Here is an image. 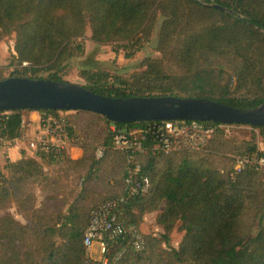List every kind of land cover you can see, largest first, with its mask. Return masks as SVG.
<instances>
[{"label":"trees","instance_id":"trees-1","mask_svg":"<svg viewBox=\"0 0 264 264\" xmlns=\"http://www.w3.org/2000/svg\"><path fill=\"white\" fill-rule=\"evenodd\" d=\"M160 15V57H146L143 69L129 76L116 68H81V85L105 96L205 97L240 108L264 102V0H0V41L12 40V70L4 75L0 66V80L67 81V66L82 57L88 30L103 44L149 39ZM22 110H9L11 136L21 135ZM38 112L62 117L83 152L47 159L21 150L6 164L8 175L0 172V210L13 205L24 219L0 215V264H84L93 212L121 196L117 222L136 226L145 248L134 250L129 236L110 240L108 264H264V171L246 167L230 176L238 156L258 150L253 135L232 145L218 127L196 155L162 154L149 135L136 160L150 185L129 195L125 178L133 162L114 147L110 126L131 129L148 121L112 122L87 110ZM99 146L104 151L97 157ZM49 162L59 164L55 174L45 170ZM37 190L45 194L41 201ZM146 214L160 233L143 232ZM175 230L183 232L176 247Z\"/></svg>","mask_w":264,"mask_h":264},{"label":"built area","instance_id":"built-area-1","mask_svg":"<svg viewBox=\"0 0 264 264\" xmlns=\"http://www.w3.org/2000/svg\"><path fill=\"white\" fill-rule=\"evenodd\" d=\"M8 111H0V146L8 148L12 145H24L33 155L40 153L47 159L56 153L68 152L76 141L75 132L67 128V122L52 112H44L39 116L37 128L30 134L23 132L18 136H11L8 129ZM224 125L213 121H200L196 119H169L153 120L136 128L117 129L111 127L113 132V145L123 151L127 159L133 162L125 178L129 195L144 193L148 190L150 180L147 175L140 174V163L136 160L138 154L143 152V143L149 135L155 138L156 150L162 154H171L179 150H194L203 147L214 131ZM26 127L22 119L21 129ZM103 146L96 149L98 156L102 155ZM246 167L264 169V149L257 150L236 158L230 176L241 172ZM125 200V196L108 199L101 204L91 217L90 223L84 233V245L88 250L93 243L99 244V257L89 254L84 264H108L105 257L108 241H116L118 237L129 236L130 245L134 250L145 248L143 233L134 225L124 226L117 222V207ZM124 249L117 253L120 257Z\"/></svg>","mask_w":264,"mask_h":264},{"label":"water","instance_id":"water-1","mask_svg":"<svg viewBox=\"0 0 264 264\" xmlns=\"http://www.w3.org/2000/svg\"><path fill=\"white\" fill-rule=\"evenodd\" d=\"M14 109L87 110L121 123L196 119L264 127V102L240 108L205 97L105 96L78 83L40 77L10 76L0 80V111Z\"/></svg>","mask_w":264,"mask_h":264},{"label":"rangeland","instance_id":"rangeland-1","mask_svg":"<svg viewBox=\"0 0 264 264\" xmlns=\"http://www.w3.org/2000/svg\"><path fill=\"white\" fill-rule=\"evenodd\" d=\"M162 19H163V16L160 15L153 29L152 35L149 37V39L143 37L141 38V40L133 39L132 41H129V42L116 41V42L105 43V44L98 43V42L93 41L90 38L89 30H88L87 34L84 36V38H82L84 49L80 56H82L83 58L86 56L87 59L93 60L92 61L93 65L91 67H89L90 65L88 66L87 64L84 66L79 65L80 61L77 59L78 57H74L72 60H70L69 65L67 66L66 74L64 75L65 79H67V81L69 82L81 84L83 82V77L80 75L81 68H88V67L95 68L101 65L103 67L107 66L105 68H116L117 70L115 71L121 76H129L133 72L143 69L144 66L142 65V62L146 57L148 56L160 57V52L157 49V36H158L159 25ZM129 52H132L131 56H127ZM11 56H12L11 38L2 39L0 41V66H2L4 75H8L10 71L12 70V67L9 65V60ZM82 62H83V59H81V63ZM111 72H114V71H111ZM30 111L37 112L38 117L42 116V114L36 110H26V112H30ZM70 120L72 121L71 117H70ZM30 121L32 120L30 119ZM74 124L76 125V123ZM30 126L33 127L32 125ZM76 127L78 128L77 125ZM110 127H113V125H111ZM220 127H222V129L224 130V136L229 141L230 144L232 145L239 144V142L242 139L249 138L250 136L253 135V138L257 144V148L259 150L264 149V130L261 131L260 127H256L250 124H236V123L224 124ZM30 128L26 125L25 129L22 130L21 134L23 132L25 133L30 132L31 131ZM79 144H80V138L76 136V141L73 144L76 146H73V149L72 148L68 149V152H67L68 156H70L71 158H78L82 155L83 150L79 146ZM204 146L199 149L186 150L185 152L187 153L191 152L193 155H196L201 150H204L205 148ZM74 147L75 148L79 147L80 150H78L77 148L75 149ZM22 150L25 154L34 156L31 153L30 149H28L27 147L25 148V150L24 149ZM76 151L78 152L80 151L79 155L77 156H76L77 154ZM100 156L97 155V157H100ZM228 156H233V154H228ZM44 167L47 172L55 174L59 170L60 166L57 163L49 162V163H46ZM256 169L260 171H264V169H261V168H256ZM0 170H1L0 171L1 174H4L2 172V169ZM44 195H45L44 193L37 190L38 201H41ZM5 213L12 214L17 220H19L20 222H24L23 217L15 210L13 205L8 208L0 210V215L5 214ZM145 218H146L144 221L145 223L141 225V229L143 230V232L144 233L153 232L156 234L160 233L159 231L160 229L153 223V215L146 214ZM262 222L264 223V212H263ZM182 235H183V232L181 231H177V230L173 231L172 238H171V245L176 247ZM89 254H90V250H89ZM93 255L95 257H98L100 255L99 244L97 242H95L93 246ZM180 264H189V263L184 262Z\"/></svg>","mask_w":264,"mask_h":264},{"label":"crops","instance_id":"crops-1","mask_svg":"<svg viewBox=\"0 0 264 264\" xmlns=\"http://www.w3.org/2000/svg\"><path fill=\"white\" fill-rule=\"evenodd\" d=\"M26 110H28V109H23L22 112H21V114H22V119L24 120L25 125H27L29 128L31 127L30 125L33 126V127L30 128L31 131L30 132H27V134H30V133H32L37 128V126L39 124V117H38V113L37 112H35V111L26 112ZM30 119L32 121H34V122L30 121ZM29 121H30V123H29ZM25 148H26L25 147V144L24 145H12V146H10L8 148H5V147L0 146V169H2V172L5 175L8 174V169L6 167V164L9 161H14V160H17L18 158H20L21 150L22 149L25 150ZM76 148L78 150H80L79 147H76ZM72 149H73V147H72ZM76 153H77L76 154V156H77V155H79L80 151L79 152L76 151ZM94 244L95 243H93V246H94ZM93 246L90 249V254L92 255V257L97 258V257H95L93 255Z\"/></svg>","mask_w":264,"mask_h":264},{"label":"flooded vegetation","instance_id":"flooded-vegetation-1","mask_svg":"<svg viewBox=\"0 0 264 264\" xmlns=\"http://www.w3.org/2000/svg\"><path fill=\"white\" fill-rule=\"evenodd\" d=\"M77 59L80 61L79 65L84 66V65L87 64L88 66L90 65L89 67H91L93 65V62H92L93 60L87 59L86 56L84 58L83 57H78ZM81 59H83V62L82 63H81ZM83 69H86V68H83Z\"/></svg>","mask_w":264,"mask_h":264}]
</instances>
